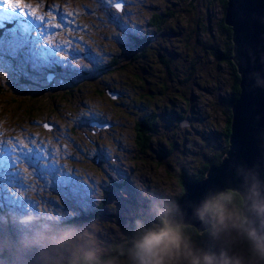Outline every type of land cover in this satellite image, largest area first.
Instances as JSON below:
<instances>
[{
	"label": "rangeland",
	"instance_id": "rangeland-1",
	"mask_svg": "<svg viewBox=\"0 0 264 264\" xmlns=\"http://www.w3.org/2000/svg\"><path fill=\"white\" fill-rule=\"evenodd\" d=\"M194 1L195 18L183 11L189 0H21L27 15L0 8V18L11 20L6 34L0 31V68L11 61L34 77L20 79L24 88L7 72L0 78V204L22 209L21 228L31 237L40 226L28 221L33 214L47 220L53 213H86L84 222H97L100 240L111 247L121 236L120 216L129 221L132 208L149 213L145 193L179 188L176 162L189 161L193 170L212 146L224 145L231 71L206 48L201 58V45L210 49L223 41L216 21L223 4ZM154 10L169 29L147 23ZM192 20L193 31L183 23ZM199 25L206 29L200 32ZM164 58L174 59L175 67ZM148 92L153 96L145 109L139 98L148 99ZM152 108L159 133L142 150L135 146L134 124ZM69 178L77 194L68 193ZM20 232H0V253L11 251L16 264L38 262L39 249L27 250L31 237Z\"/></svg>",
	"mask_w": 264,
	"mask_h": 264
},
{
	"label": "clouds",
	"instance_id": "clouds-1",
	"mask_svg": "<svg viewBox=\"0 0 264 264\" xmlns=\"http://www.w3.org/2000/svg\"><path fill=\"white\" fill-rule=\"evenodd\" d=\"M145 195L154 222L146 226L136 219L130 246L106 259L97 222L77 223L54 213L47 220L27 217L40 225L28 241L39 249V264H264V181L258 173L249 170L239 186L209 188L186 204L180 188ZM189 208L212 246L192 239Z\"/></svg>",
	"mask_w": 264,
	"mask_h": 264
},
{
	"label": "water",
	"instance_id": "water-1",
	"mask_svg": "<svg viewBox=\"0 0 264 264\" xmlns=\"http://www.w3.org/2000/svg\"><path fill=\"white\" fill-rule=\"evenodd\" d=\"M222 21L228 24L237 93L230 135L224 136V157L203 178L182 181V204L199 201L212 187L239 186L249 170L264 181V0H224ZM188 211L189 223L203 229Z\"/></svg>",
	"mask_w": 264,
	"mask_h": 264
},
{
	"label": "trees",
	"instance_id": "trees-1",
	"mask_svg": "<svg viewBox=\"0 0 264 264\" xmlns=\"http://www.w3.org/2000/svg\"><path fill=\"white\" fill-rule=\"evenodd\" d=\"M200 1V0H199ZM209 2H213V0H208ZM201 2V1H200ZM216 4H223L224 5V0H216ZM195 1L194 0H189L188 4H185L183 6V11L187 12V14H191L194 18L195 16ZM167 14L171 16L173 14V10L169 9L167 11ZM165 16L163 15L162 12L159 10H154L152 14L148 17L147 23L154 27L155 29L158 30H167L170 28V25L166 26V22L164 21ZM195 20L191 21V25L187 24V22L183 21V23L186 24V27L189 29L192 26V31L193 29H196L195 25H192V23ZM217 25L219 28L223 31L224 33V38L223 41L220 45H213L214 47H210L208 49L204 45H201L202 54L201 58L202 60L205 59L204 56L207 53H204L203 51H208L209 54L212 55L213 58L218 59V60H223L225 63L228 65V68H230L231 75H232V80L230 83V88H229V94L226 96L225 101L227 102V105L229 107L228 110H225L224 114V122L222 126V134L224 136H229L230 135V125H229V110L232 107L234 101L237 99V93H236V85H235V77H234V70H233V62H232V54H231V47H230V39H229V31H228V24L226 21H222V17L217 18ZM197 23L201 24L200 21H196ZM195 22V23H196ZM199 30L200 32L206 29L205 26L202 27V25H199ZM181 38V37H180ZM184 39V43H189L190 39L188 38V35L182 36ZM19 39V38H18ZM21 40V39H19ZM137 41L141 42H146V38L143 39H137ZM206 40L203 41L205 43ZM213 43V42H212ZM211 43V44H212ZM190 47V45H189ZM27 48V47H25ZM206 48V49H205ZM178 60V59H177ZM196 60V59H195ZM113 63L116 61V58L114 57L112 59ZM163 61L167 65V67L173 68L175 67L172 62L174 59H169V58H164ZM191 61V59H190ZM55 68H59V63L55 62ZM194 66H191V70L195 69L196 63L193 60L191 62ZM52 69L49 68L48 72ZM192 73L187 74L185 79L188 80V76H191ZM20 84H22V80L19 81ZM15 85V83H13ZM97 94H102V89L96 90ZM148 96V99H145V96L142 94V99L139 98L141 103H144L145 109L149 107L150 102H149V97H152L153 94L151 92L146 93ZM131 103H132V97H131ZM132 112V108L131 111ZM157 109L152 108L148 109L145 112L141 114V117L135 121L134 124V129H135V146L139 149H147L149 147V144L151 140H154V136H156L159 132L160 128V118L159 115L156 114ZM13 134V133H12ZM224 136L222 137V140L224 142ZM222 143V142H221ZM221 143H216L215 146L211 147V151L208 153V156H205L203 159H200L197 163H195V169L188 171V162L185 164L178 165V162L175 164V168L177 167V171L174 173V178L179 185V188L182 189V181L186 178L188 179H195L199 180L204 177L207 169L210 167L211 164L218 163L219 159H222L224 157V145H221ZM187 166V167H186ZM87 214L86 213H79V214H74L71 217H67V219L72 220L77 223H83L85 220H87ZM0 217L2 218V221L4 225L0 224V232H2L4 235H6L7 231H21L19 234L21 235L22 238L28 239L30 236L29 231L27 228H21V225L24 224V216L22 213V209L19 210L17 206H15L14 203L10 204H0ZM136 219H141L146 226L151 225L155 217L150 215L149 213H146L144 210L141 209H136L132 208V219L129 221L125 220L124 216L119 217V226H120V232L121 236L119 238H115L112 240V245L111 248L112 251L111 253H106L104 259L110 257V256H118L121 252V249H124L126 251L127 247L130 246V240L132 235L135 232V223L134 221ZM23 230V231H22ZM188 232L190 233L192 239L194 241H197L199 243H202L203 246L208 247L210 242H209V236L207 235L206 232L203 231V229L199 230L195 225L190 224V227L188 228ZM23 244V243H22ZM37 247L31 245L27 246L26 249H36ZM11 251H1L0 253V260L4 261V264H16L13 256H11ZM25 253H28V251H25ZM38 262L33 261V260H27L26 264H33L37 263L39 264V257L37 258Z\"/></svg>",
	"mask_w": 264,
	"mask_h": 264
},
{
	"label": "snow or ice",
	"instance_id": "snow-or-ice-1",
	"mask_svg": "<svg viewBox=\"0 0 264 264\" xmlns=\"http://www.w3.org/2000/svg\"><path fill=\"white\" fill-rule=\"evenodd\" d=\"M0 8H7L10 9L13 13L19 12L21 15H27L24 8L21 6V0H0ZM0 21H2V23H0V31H3L6 34L7 30H9L10 28H6L5 25L7 23H11V20H9L7 17H3L0 18ZM26 62L31 63V61L27 59V57ZM7 64V67L0 68V78H2L7 72L11 76V82L16 83L20 88L26 87V85L20 84L19 81L21 78L34 79V77H32L27 71H25L23 66L14 65L11 61H8ZM32 66L34 71L38 70L35 64H33ZM46 79L51 80L53 79V77L51 75H48ZM0 87H2V83H0ZM44 126L46 128L48 127L47 124H45ZM66 188L70 195H74L79 192V189L75 186L72 178L67 179Z\"/></svg>",
	"mask_w": 264,
	"mask_h": 264
}]
</instances>
